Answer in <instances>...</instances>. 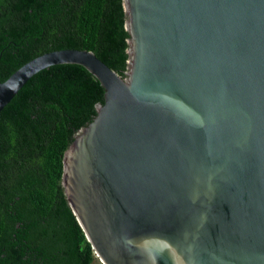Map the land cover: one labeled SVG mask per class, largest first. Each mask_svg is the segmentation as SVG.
I'll return each mask as SVG.
<instances>
[{
	"label": "water",
	"instance_id": "obj_1",
	"mask_svg": "<svg viewBox=\"0 0 264 264\" xmlns=\"http://www.w3.org/2000/svg\"><path fill=\"white\" fill-rule=\"evenodd\" d=\"M121 3L125 77L51 50L0 81V110L51 65L99 82L60 185L102 264H264V0Z\"/></svg>",
	"mask_w": 264,
	"mask_h": 264
},
{
	"label": "trees",
	"instance_id": "obj_2",
	"mask_svg": "<svg viewBox=\"0 0 264 264\" xmlns=\"http://www.w3.org/2000/svg\"><path fill=\"white\" fill-rule=\"evenodd\" d=\"M121 0H0V81L27 60L84 49L125 77ZM103 102L81 65L45 67L0 110V264H91L60 185L61 159Z\"/></svg>",
	"mask_w": 264,
	"mask_h": 264
},
{
	"label": "rangeland",
	"instance_id": "obj_3",
	"mask_svg": "<svg viewBox=\"0 0 264 264\" xmlns=\"http://www.w3.org/2000/svg\"><path fill=\"white\" fill-rule=\"evenodd\" d=\"M91 264H102V263L99 261L98 257L94 256L93 254V259H92Z\"/></svg>",
	"mask_w": 264,
	"mask_h": 264
}]
</instances>
